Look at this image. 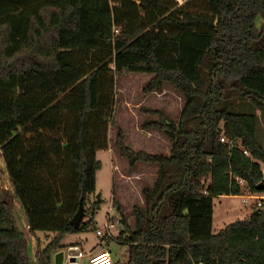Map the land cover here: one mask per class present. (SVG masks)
Returning <instances> with one entry per match:
<instances>
[{
	"label": "trees",
	"instance_id": "1",
	"mask_svg": "<svg viewBox=\"0 0 264 264\" xmlns=\"http://www.w3.org/2000/svg\"><path fill=\"white\" fill-rule=\"evenodd\" d=\"M178 1L0 0V264H53L67 235L95 226L97 152L125 75H151L146 94L170 85L186 103L178 123L149 111L160 120L143 126L169 138L168 157L134 152L118 132L120 156L159 176L135 230L122 220L127 250L113 264H264V211L213 233L214 200L242 195L239 180L264 194L260 119L236 112L264 111V0ZM81 201L89 222L75 229ZM16 203L26 232L55 235L34 262Z\"/></svg>",
	"mask_w": 264,
	"mask_h": 264
},
{
	"label": "rangeland",
	"instance_id": "2",
	"mask_svg": "<svg viewBox=\"0 0 264 264\" xmlns=\"http://www.w3.org/2000/svg\"><path fill=\"white\" fill-rule=\"evenodd\" d=\"M178 3L182 5L183 1L179 0ZM258 27L264 32V20L259 21ZM152 78L151 75L117 77V106L112 120L114 124L112 125L111 122L109 126V148L97 152V160L102 163V169L97 173L96 194L89 198L87 206L89 208V205L102 201L101 209L95 217L96 224L92 229L83 234L67 235L64 238L62 249L58 251L64 252V264L75 262L74 258L68 257L71 246L80 247L85 255L83 259L76 261L77 264H89V252L100 245L99 252H109L114 262L124 261L127 248L119 242V236L124 231L122 220H125L131 230H135V210L144 207L143 190L154 187L159 176V167L143 163L132 167L127 159L122 158L118 153L115 145L118 132H123L125 146L132 151L168 157L172 150V142L169 138L158 130H143V126L146 123L157 122L160 120V115L178 123L186 103L184 97L170 85H165L161 91L146 94L144 89ZM149 111H157L160 115L149 114ZM236 112L257 114L260 119L257 138L264 147V111L256 108L252 103L243 102L237 107ZM242 188V194L249 196L250 191L247 186L244 185ZM99 195L100 199H97ZM246 197L214 200V234H218L235 222L247 219L249 214L253 213L254 200L248 199L245 202ZM15 213L20 228L27 234L28 254L34 262L37 249L46 248L55 235L43 232L30 235L25 230L27 225L20 212L19 203H16ZM88 222L89 219L85 218L83 224ZM107 223L114 226L110 231L106 227ZM98 231H101L102 236L97 235ZM106 240H110L111 244L108 245ZM56 254L53 255V264Z\"/></svg>",
	"mask_w": 264,
	"mask_h": 264
},
{
	"label": "built area",
	"instance_id": "3",
	"mask_svg": "<svg viewBox=\"0 0 264 264\" xmlns=\"http://www.w3.org/2000/svg\"><path fill=\"white\" fill-rule=\"evenodd\" d=\"M221 142L224 144H228L230 146L233 145V141H229L226 138H222ZM245 154L248 156V153L245 152ZM239 184L241 186L245 185V182L243 180H239ZM249 196H245L243 195L242 197H246V200L250 199V200H254V204H253V210H258V211H264V198L260 197L257 194H252L249 192L248 194ZM107 229L110 231V229H112L114 226L111 223H107L106 224ZM98 236H102L101 231L97 232ZM69 258H74L75 262L74 264H77L76 261H80L81 259H83L85 257V255L83 254V251L81 249H79L78 247H69ZM89 264H113V257L109 252H100L94 255H89Z\"/></svg>",
	"mask_w": 264,
	"mask_h": 264
},
{
	"label": "water",
	"instance_id": "4",
	"mask_svg": "<svg viewBox=\"0 0 264 264\" xmlns=\"http://www.w3.org/2000/svg\"><path fill=\"white\" fill-rule=\"evenodd\" d=\"M257 189L260 191H264V184L258 185ZM97 199H100V195L97 197ZM85 218H86V215L84 213L83 201H81L80 206H79V210L71 221V226L74 227L75 229H78L83 224V221ZM64 262H65L64 252H62V251L58 252L55 255L54 264H64Z\"/></svg>",
	"mask_w": 264,
	"mask_h": 264
},
{
	"label": "crops",
	"instance_id": "5",
	"mask_svg": "<svg viewBox=\"0 0 264 264\" xmlns=\"http://www.w3.org/2000/svg\"><path fill=\"white\" fill-rule=\"evenodd\" d=\"M262 171H263V174H264V164L262 165ZM243 195H245V194H242V195H240V196H222V197H219V198H217V199H221V198H227V197H242ZM246 196V195H245ZM260 197H262V198H264V194H261V195H259ZM251 214V213H250ZM250 214H249V216H250ZM213 218H214V215H213ZM27 230V229H26ZM71 247H74V246H71ZM76 247H78V246H76ZM79 249H81L80 247H78ZM99 249H101V245L100 246H98V247H94L93 249H91V251L89 252V255H94V254H97V253H100L99 252ZM83 251V250H82ZM65 263V262H64Z\"/></svg>",
	"mask_w": 264,
	"mask_h": 264
}]
</instances>
